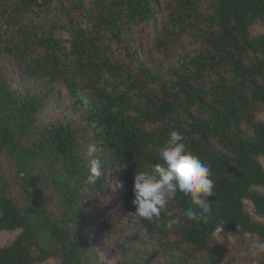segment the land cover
<instances>
[{
    "label": "trees",
    "instance_id": "trees-1",
    "mask_svg": "<svg viewBox=\"0 0 264 264\" xmlns=\"http://www.w3.org/2000/svg\"><path fill=\"white\" fill-rule=\"evenodd\" d=\"M256 25L264 29V0H0V232L18 231L0 248V264H101L85 237L92 227L115 233L119 264H222L225 246L210 245L214 235L240 229L264 240L245 209L249 202L264 218L256 190L264 191L256 119L264 30L252 36ZM144 26L139 59L132 35ZM187 38L196 47L185 53ZM155 51L177 66L165 71ZM11 60L24 91L9 86ZM172 130L211 169L212 215L187 221L190 201L178 194L159 218L134 217L124 231L112 220L135 212L134 173L161 163L156 148ZM89 144L103 163L92 185ZM106 199L116 204L111 212L100 207ZM94 208L104 218H89ZM172 219L178 224L167 229ZM217 224L223 231L213 234ZM136 229L146 245L132 243Z\"/></svg>",
    "mask_w": 264,
    "mask_h": 264
},
{
    "label": "clouds",
    "instance_id": "clouds-1",
    "mask_svg": "<svg viewBox=\"0 0 264 264\" xmlns=\"http://www.w3.org/2000/svg\"><path fill=\"white\" fill-rule=\"evenodd\" d=\"M184 141L185 137L180 131L172 130L164 144L156 148L161 163H157L152 170H136L133 176V217L146 221L159 218L168 203L182 194L190 201V206L183 212L186 220L208 223L212 215L209 198L215 196L211 169L188 150ZM96 153V145L89 144L86 152V182L89 185L95 184L103 176V163ZM177 224V220L172 219L165 227L172 229ZM221 231L223 226L217 224L213 234ZM252 247L257 254L264 253V240L253 241Z\"/></svg>",
    "mask_w": 264,
    "mask_h": 264
},
{
    "label": "rangeland",
    "instance_id": "rangeland-1",
    "mask_svg": "<svg viewBox=\"0 0 264 264\" xmlns=\"http://www.w3.org/2000/svg\"><path fill=\"white\" fill-rule=\"evenodd\" d=\"M155 4L159 5V0H154ZM263 28L261 26H253L250 28L251 35L255 36L263 32ZM132 39L136 42L137 49L134 51L135 57L141 59L145 54V42L149 39V28L147 26L136 28L132 35ZM196 47L195 41L191 39H185L183 41L184 52H192ZM114 51H116L115 46H113ZM184 54V53H182ZM119 57V54H117ZM153 57L159 65L165 66V71L172 69L174 66H177L173 61H169L163 58L157 51L154 52ZM12 63L8 62L5 65L4 73L7 77L9 86L12 90H22L24 91L26 86L21 80L20 73L16 69L15 61L11 60ZM175 64V65H174ZM64 90L60 91L59 98L62 104H66ZM67 116H71L73 114L72 110H67ZM73 120H78V116L74 115L72 117ZM256 119L264 124V108L261 109L256 116ZM148 129H152L151 126L147 125ZM101 149L97 148V153L100 152ZM262 168L264 169V158L259 159ZM256 190L260 191L264 194V191L260 188ZM15 202H17V198L13 196ZM112 202L109 199H106L100 204V207L103 210L113 211V208L116 204H111ZM99 209V208H98ZM115 209V208H114ZM245 209L251 219L261 226H264V218L256 215L253 206L249 202H245ZM89 218H104L102 214H99L98 210L95 208L88 213ZM134 217L130 214L123 213L121 217H117L112 220V222L116 221L118 225H120L124 231H127V222L132 221L130 228H133V224L135 223ZM87 221V220H86ZM107 222L111 224V221L107 219ZM123 229L120 231L122 232ZM119 233V232H118ZM18 234L17 232H0V248L7 246L10 242ZM113 234L114 232H110L107 230H102L101 228L92 227L91 230H88L85 237L88 239L91 246L97 248L99 250L101 264H119L118 256H117V248L113 247ZM125 238L129 237L127 232L123 233ZM135 236V238H133ZM175 239V236H172ZM132 243L135 246H142L145 244V236L143 231H138L137 229L131 235ZM259 240L257 237L244 233L240 229H235L233 232L227 235H214L209 240L210 245L223 244L225 246V252L223 254V263L222 264H260L264 261L263 253L257 254L255 249L252 247L253 241ZM146 245V244H145ZM193 250V249H192ZM37 264H59L57 259L48 260L42 263Z\"/></svg>",
    "mask_w": 264,
    "mask_h": 264
}]
</instances>
